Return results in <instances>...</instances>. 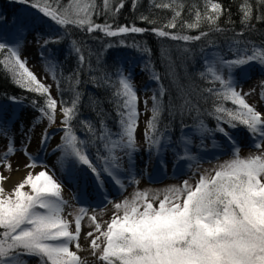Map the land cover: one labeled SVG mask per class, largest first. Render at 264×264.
<instances>
[{"label":"snow or ice","instance_id":"6c2138e0","mask_svg":"<svg viewBox=\"0 0 264 264\" xmlns=\"http://www.w3.org/2000/svg\"><path fill=\"white\" fill-rule=\"evenodd\" d=\"M11 2L36 9L63 30L55 36H41L37 32L33 39L41 48L62 42L70 35L69 26L89 35L99 31L105 37H123L151 32L174 41L192 42L206 38L210 32H225L227 29L220 27L218 21L226 12L231 23L230 9H226L219 0H204L203 13L195 4L191 5V21L182 18L184 0H160L159 3L152 0L154 7L171 9L172 15L165 24L158 25L157 20L141 14L138 19L152 25L150 28L139 27L135 23L114 24L107 19L98 23L94 20V16L101 15L116 17L125 0H101L102 7H98L97 0ZM137 3L138 0H132L133 10ZM238 10L241 28L227 40V51L209 41L214 50L204 58L203 70L197 73L211 86L199 89L191 85L177 87L178 97L182 100L178 107L196 114L191 131L201 138L198 149L207 150L205 139L210 138L213 149L227 145L231 158L203 172L197 168L199 179L195 183L186 179L181 184L159 189L139 188L135 157L140 150L136 137L140 101L130 70L117 63L111 72H105L99 78L91 77L95 86L110 90L117 117L116 130H113L108 127L103 109H100L96 112L100 117L97 128L91 120L78 119L82 95L75 86L81 83L79 73H75L71 88L73 98L65 101L62 98L64 89L60 88L57 80L58 65L47 60L46 71L57 82V89L61 92L58 100L52 96V85L44 83L22 58L28 26L13 21L10 31H0V67L10 75L13 84L36 97L29 101L28 106L40 115L29 133L36 124L43 120L48 122L39 136L41 149H45L52 138L49 128L56 124L59 107V131L62 135L53 151L60 153L57 164L78 189L73 199L79 201V206L66 215L69 201L62 194L63 183L46 166L39 172L34 171L38 165L37 157L28 151L31 135H25L18 149L13 131L14 117L6 115L0 106V140L5 141L4 150L0 152V168L3 169L0 171V264H30L32 259L37 264H90L87 257L79 254L85 219L92 229L86 233V239L95 264H264V111L260 110V104L264 103V79L259 81L256 103H249L248 97L256 93L257 88L245 92L240 83L250 78L252 65H257L264 75V41L258 44L241 39L246 31L255 30L253 19L256 23H264V0H255V8L252 0H241ZM4 21L6 18L0 14V22ZM178 24L181 30H199L203 25H207L209 30L199 31L198 35L166 30L176 29ZM69 45L70 51L77 56L78 65L84 67L87 59L91 70V50H88L86 58L82 47L86 42L71 39ZM115 46L109 43L103 47L107 50ZM119 46L131 47L141 55L150 56L151 53L150 48L136 42L129 45L123 39ZM188 51L183 49L185 54ZM40 55L44 59V53ZM161 55L168 64L169 75L174 76L168 50L162 49ZM142 70L148 72L150 79L159 87L151 97V116L144 132L149 159L145 161L141 174H147L153 156L161 171H166L169 162L177 167L182 161H195L198 165L202 157L192 153L191 135L182 134L174 143L167 129L160 130L166 89L150 60L145 61ZM67 79L72 81V76ZM5 98L20 105L27 99L7 94ZM200 102H210L211 108L202 112ZM91 103L97 105L98 101L93 99ZM144 104L147 108V99ZM228 104L232 106H226ZM169 106L172 110L176 107L171 100ZM205 115L215 121L213 127L201 118ZM74 121L83 128L87 138L77 135ZM187 127L182 124V128ZM239 129L247 132L251 147L255 149L247 156L240 155V143L235 135ZM217 136L222 138L223 144L217 141ZM17 151L27 158L23 165L26 174L8 189L5 185L11 176L6 173L13 171L9 157ZM168 151L172 153V161L166 158ZM191 166L188 165L189 169ZM81 169H87L93 177L91 191L86 181L83 186L79 183ZM105 178L118 191H126V185L134 186V191L120 201H111L105 188ZM90 198L112 204L114 211L110 220L98 218L95 210L89 213L87 204Z\"/></svg>","mask_w":264,"mask_h":264},{"label":"trees","instance_id":"16d2710c","mask_svg":"<svg viewBox=\"0 0 264 264\" xmlns=\"http://www.w3.org/2000/svg\"><path fill=\"white\" fill-rule=\"evenodd\" d=\"M68 0H62V3H67ZM157 3L160 0H156ZM223 3L226 9H230L231 23H229V13H225L218 24L220 27L227 29L223 33L210 32L206 38H202L199 41L183 42L174 41L166 37H159L151 32H145L143 34H128L123 37H105L101 32L97 31L91 35L86 32H82L73 26H69V36L65 37L62 42L57 44H49L46 48H41V52L44 55L49 56L54 61L57 67V80L59 81L60 88L64 89L62 98L65 101H70L73 96L71 88L74 86V80L76 79L75 73H79V79L81 83L75 86L82 95L80 104V112L78 119L91 120L99 128V119L96 112L103 109L104 119L106 120L108 127L116 130L115 121L117 119L116 112L111 103L110 90L105 89L103 86L97 87L92 81V76L98 78L105 72H111L112 67L119 63L123 67L125 61H128L129 65H134L136 62L145 64V61L150 60L155 67V71L160 75V83L163 84L166 89L164 96L165 109L160 121V130H168V134L171 135L173 142L179 140L182 134H189L191 127L194 124L195 112H187L181 110L178 106L182 103V100L178 97V86H189L194 88L210 87L206 80L199 78L198 72L203 70V60L206 56L214 50L213 45L209 41L214 42L225 52L226 43L229 38L233 36V32H238L241 28L240 24V12L238 7L241 0H219ZM185 8L182 12L183 20L191 21L193 14H190L191 5L195 4L197 8L203 13L205 10L204 0H184ZM255 8V0H252ZM98 7H102L101 0H97ZM0 14L6 18L5 24L8 30H11L13 21L18 23H25L29 16H36V23H40L47 29H52L56 35L60 34L63 30L53 24L50 20L43 17L36 9L28 7L24 4L13 3L11 0H0ZM147 15L150 19H155L158 25H163L171 18V9L157 8L153 6L152 0H138L135 10L132 7V0H125L124 7L120 10L116 17L110 15H101L99 17L94 16V20L98 23H103L106 19L109 23L114 24H131L135 23L139 27L150 28V25L146 21L138 19L141 15ZM29 15V16H26ZM255 16V12H254ZM256 25L255 30L246 31L245 36L241 39H249L260 43L264 41V23H256L255 19L252 21ZM172 32L183 31L184 34L198 35L199 31H208V26L203 25L201 29L196 30H181L178 24L176 29H166ZM76 39L77 41H85L86 45H82L86 58L88 57V50H91V70L88 67L87 59L84 67L78 65L77 56L74 52L70 51L69 41ZM123 39L129 45L133 42L140 43L151 49L149 55H141L139 52L131 47L119 46V41ZM116 45L115 47L104 49L106 44ZM187 48L189 51L185 54L183 49ZM167 49L172 60V70L175 75H169V67L167 62L161 55V50ZM230 56V54H229ZM99 57V60L97 59ZM72 76V81L67 78ZM57 83V82H56ZM7 95H16L18 97H26L24 104H28L31 99L36 97L33 94L22 91L19 87L12 83L10 75L7 74L2 67H0V106L3 105H16L11 103L5 98ZM59 99H61V92L58 90ZM95 99L98 101L97 105H93L91 101ZM195 99V98H194ZM173 101L176 105L175 109H170L169 102ZM231 107V104L226 105ZM200 108L203 112L204 109H210L211 103L200 102ZM40 114V113H39ZM205 122L213 127L215 121L208 116L201 117ZM183 125H188L187 128H182ZM74 127L77 129V135L82 139L87 138V134L83 128L76 122H73ZM94 151V150H93Z\"/></svg>","mask_w":264,"mask_h":264},{"label":"rangeland","instance_id":"374dc122","mask_svg":"<svg viewBox=\"0 0 264 264\" xmlns=\"http://www.w3.org/2000/svg\"><path fill=\"white\" fill-rule=\"evenodd\" d=\"M29 16V15H26ZM36 16H29L25 21V25L28 26L27 41L26 46L22 50V58L27 60V67L30 68L38 77H40L44 83L52 85V96L56 97L59 100L58 89L56 86V81L52 79V76L46 71V62L47 60H52L49 56L44 55V59L41 58V47L36 44L33 37L37 32L41 36H55L52 29H47L40 23H36ZM0 31L7 33L8 30L5 22H0ZM144 64L136 62L134 65H129L128 61H125L124 68L125 70H130L134 78V84L139 96V127L136 131L137 143L139 146V152L135 157L137 179H139V188H151L159 189L164 188L168 185L181 184L183 180L190 179V182L195 183L199 179V173L203 172L204 169H210L214 167L217 163H222L225 160L231 158V153L227 149V145H223L222 149H213L211 144V139H205V143L208 145L207 150L198 149L200 144V136L198 133L190 132V135L193 140L191 146V151L193 154L198 157L199 163L195 161H182L179 162V166H174L173 163L169 162L167 165L166 171H161L157 165L155 156L152 157L151 163L147 167V174L142 175L141 170L145 168V161L149 159V153L147 151V144L144 137V132L146 128V122L151 116V107L152 100L151 97L155 91L158 90V83L150 79V74L146 71H143ZM250 71V78L247 80H241V86L245 92L251 88H257V92L253 93L251 97H248L249 103H256L258 101V92H259V81L264 79V75H261L260 68L257 65H252ZM239 75V74H237ZM47 77V79H45ZM147 99L148 104L147 108L144 104V101ZM6 115H12L15 120L13 126V131L16 135V146L19 149L22 143L25 140V135L30 134L32 137V142L28 147V151L34 156L37 157V167L34 169L35 172H39L42 167H47L55 174V178L60 180L63 183V196L69 201V206L65 210V214L74 211V209L79 206V201L73 199V196L77 193L78 189L73 186V183L69 181L66 177V174L62 173L61 168L57 164L59 152H54L56 145L60 142V137L62 133L59 131V122L60 114L59 107L57 109V121L56 124L49 128V134L51 139L49 140L47 147L41 149L39 145V136L44 127L48 126L47 120H43L41 123L36 124V127L29 133V130L32 129L33 123L36 120V117L39 116L34 108L29 107L28 104H16V105H3ZM260 110L264 111V103L260 104ZM209 126V125H208ZM210 127V126H209ZM236 139L240 143V155L247 156L250 152H254L255 149L251 147V142L246 131L239 129L236 132ZM217 141L223 144L222 138L217 136ZM5 141L0 140V152L4 150ZM218 157V159H217ZM168 161H172V153L168 151L166 156ZM9 160L12 164L13 171L11 173H6L11 176V179L6 183V187L11 189L13 185L24 177L26 174L23 165L27 163V158L22 154L21 151H17L14 156L9 157ZM125 167H127V162L125 161ZM191 164V169L188 165ZM18 171L22 172L18 179L15 178L14 173ZM0 171H3L0 168ZM195 174V175H194ZM79 183L81 186L84 185L85 181L87 183L88 190L91 191L94 186L93 177L87 169H81L79 173ZM105 188L108 192V199L111 201H120L124 199L125 196H130L134 191V186L126 185V191H118L117 188L105 178ZM27 190V189H26ZM87 206L89 207V213L93 210L96 211L98 218L102 220H110L112 213L114 211L111 203H102L98 198H90ZM70 219L72 217H69ZM83 230L80 237V244L82 246V251L80 255L82 257H87L90 264H95V258L91 256L88 244L89 240L86 239V233L92 229L88 226V221L85 219L83 222ZM73 250H76L73 247ZM30 264H37L35 259L30 261Z\"/></svg>","mask_w":264,"mask_h":264},{"label":"bare ground","instance_id":"6f19581e","mask_svg":"<svg viewBox=\"0 0 264 264\" xmlns=\"http://www.w3.org/2000/svg\"><path fill=\"white\" fill-rule=\"evenodd\" d=\"M21 173H22V172H20V171L15 172V173H14L15 178L18 179L19 176L21 175Z\"/></svg>","mask_w":264,"mask_h":264}]
</instances>
